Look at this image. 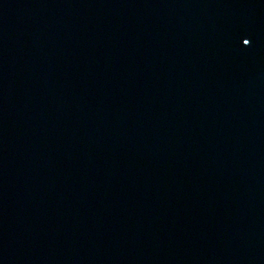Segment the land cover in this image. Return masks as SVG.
<instances>
[{"label": "water", "instance_id": "1", "mask_svg": "<svg viewBox=\"0 0 264 264\" xmlns=\"http://www.w3.org/2000/svg\"><path fill=\"white\" fill-rule=\"evenodd\" d=\"M0 264H264V0H0Z\"/></svg>", "mask_w": 264, "mask_h": 264}, {"label": "snow or ice", "instance_id": "2", "mask_svg": "<svg viewBox=\"0 0 264 264\" xmlns=\"http://www.w3.org/2000/svg\"><path fill=\"white\" fill-rule=\"evenodd\" d=\"M243 43H244V44H248V43H249V40L245 39V40L243 41Z\"/></svg>", "mask_w": 264, "mask_h": 264}]
</instances>
